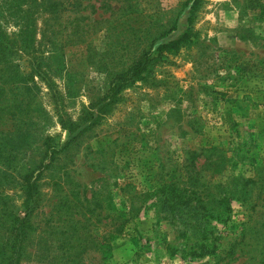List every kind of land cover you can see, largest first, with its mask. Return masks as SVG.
Returning a JSON list of instances; mask_svg holds the SVG:
<instances>
[{"label":"rangeland","instance_id":"rangeland-1","mask_svg":"<svg viewBox=\"0 0 264 264\" xmlns=\"http://www.w3.org/2000/svg\"><path fill=\"white\" fill-rule=\"evenodd\" d=\"M55 1L65 12L55 17L42 8L36 11L30 55L17 52L0 61V200L11 202L17 212L23 200L19 173L38 163L47 136L68 141L62 119L79 125L85 111L98 115L97 103L115 72L150 46L156 50L187 30L193 37L177 52L165 51L146 81L105 107L72 145L71 161L65 160L68 176L58 172L44 178L48 185L31 216L36 237L25 264H56L63 253L70 259L59 249L61 239L72 247L91 239L89 233L92 243L79 254L81 264H264L262 214L258 224H247L248 213L233 202L234 234L224 244L232 243L235 252L223 260L195 257L186 251L179 226L163 219L159 194H154L164 181L191 172V165L184 168L191 163V150H204L195 161L200 168L209 154L205 150L216 149V167L206 166L202 173L213 174V182L226 180L233 151L246 156L235 161L237 173L253 176L247 164L255 160L263 168L264 0H200L192 14L189 0ZM21 9L19 0H0V29L10 37L19 33ZM173 24L177 30L160 37ZM78 29L85 42L70 43ZM127 192L130 199L123 195ZM67 198L72 209L81 200L84 217L64 221L60 203ZM133 207V223L112 242V257L102 260L97 248L102 232L113 230L118 213ZM78 220L84 234L75 237L72 226ZM244 228L250 233L236 245Z\"/></svg>","mask_w":264,"mask_h":264},{"label":"trees","instance_id":"trees-1","mask_svg":"<svg viewBox=\"0 0 264 264\" xmlns=\"http://www.w3.org/2000/svg\"><path fill=\"white\" fill-rule=\"evenodd\" d=\"M190 3V12L192 14L200 0H189L186 5ZM23 5H25V9H21ZM79 5L78 3L77 6ZM39 8L44 9L47 13L51 11L55 17L65 12L62 3L55 0H19V9L24 13L20 20L21 27L19 33H14L11 37L0 29V61L6 60L17 52L30 55L37 32L33 19ZM59 19H56L54 29L58 30L59 27H62ZM79 27V24H77V28ZM175 30H177L176 24H173L168 30L164 28L160 33V37H164L167 33ZM17 36L20 37L18 38ZM192 37V33L187 30L178 38L159 44L156 50H154V46L143 50L127 68L115 72L111 77L105 96L97 103L100 106L98 115L91 110L85 111L82 114L83 119L79 125H76L68 118L62 119L61 123L70 135L68 141L63 144L56 142L49 136L44 138L41 144L40 160L34 167L31 166L23 173H19L16 181L19 186L20 198L23 199L19 206V211L12 209L11 202L8 204L7 201L0 200V230H2V235H0V264H25L31 258L32 254L29 250L34 245L36 237V229L32 224L31 216L40 206L44 186L48 185L46 181L44 182V178L46 176L54 178L56 174H60L58 172L66 174L68 162L65 160L71 161L69 160V152L72 145L78 144L84 135V131L97 123L98 116L105 111V107L117 103L119 94L127 88L138 84V82L146 81L159 61L162 60L165 51L177 52L182 45L189 44L192 41ZM84 38L85 33L78 29L71 35L70 39L72 40H70V43H84ZM1 107L2 104L0 102ZM194 132L199 135L202 133L198 129L194 130ZM205 151L209 154L205 155L204 163L199 168V166L195 165V161L204 155V150H191L189 152L191 163L184 165V168L188 170L192 166L194 172L191 170L184 179L179 176L169 181H164L154 194H159L157 201L160 203V210L164 213L163 219L179 226L181 237L187 239L185 247L188 253L195 257H210L223 260L231 252H235V247L234 249L232 248V243L224 244V240L234 234L233 202L239 203L248 213L247 224L251 222L258 224L259 219H261L260 215L264 216V166L262 168V165L255 162V160L247 164L253 169V176L237 173V162L235 161H239L241 157L246 156H240L239 153L233 151L231 159L234 162L230 165L225 177L226 180L224 182H213L210 178L213 174L202 175V173L206 166V169H210V166L217 165L219 155L214 152L216 149L212 150L210 148V150L206 149ZM0 158H3L1 151ZM214 158L215 160L213 161L212 159ZM208 162L212 164H208ZM217 170L218 168H215L214 172H218ZM59 181H55L53 185L60 188L61 183ZM128 185L126 184V186ZM76 194L78 196L79 192ZM123 195L130 199L128 192ZM60 204L65 210L64 213H61L66 215L64 221L73 220L74 216L84 217V207L81 200H78L76 207L73 208L74 210L70 206L68 198ZM97 207L102 210L103 204L97 203ZM134 209L133 207L130 208L129 212H119L117 216L119 222L113 225V230L102 232L101 242L98 247L96 245L99 252L104 253L102 260L105 261L112 257L110 246L113 241L122 238L128 229L127 226L133 223L135 218L131 215ZM260 221L262 222L260 226L263 230L264 219ZM75 224L80 226H72L74 236L76 237L80 232L84 234V223L82 224L78 220ZM65 231L63 232L64 234H66ZM249 233L250 230L244 228V231L239 233V238L241 239L234 243L236 245L240 244L241 240ZM88 235H90L91 239L86 238L72 247H68V243H65L66 239L62 238V245H60L59 249L68 251L71 258H67L66 254L63 253L56 260L57 262L54 261V263L81 264V259H78L79 254H84L87 250L86 244L92 243L93 236L90 233Z\"/></svg>","mask_w":264,"mask_h":264}]
</instances>
